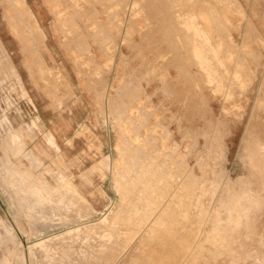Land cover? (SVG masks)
Listing matches in <instances>:
<instances>
[{
  "label": "rangeland",
  "instance_id": "374dc122",
  "mask_svg": "<svg viewBox=\"0 0 264 264\" xmlns=\"http://www.w3.org/2000/svg\"><path fill=\"white\" fill-rule=\"evenodd\" d=\"M19 1L17 3L16 0H7V4L4 0H0V264H48L49 261L52 262L51 264L63 262V264H81V262L90 264V261H87L91 257V260L93 259L91 264L102 263L99 262L100 259L103 260L102 264L104 262L105 264H135L136 260V263L144 264L147 260L149 263L151 259L149 264H158L161 261L160 264H165L164 260H161L165 255L160 251L169 253L167 251L169 247L163 249L164 242L161 238L164 236H159L161 231L156 229L162 228L161 216L155 214L157 218L153 217L155 221L152 220L149 227L151 230L148 234L145 233V236H149L148 238H145L142 230L139 229L143 225L140 226V223L144 222L142 219H145L142 213L149 216L151 212L149 208L156 210L160 203L157 201L160 198L161 182L157 174L161 162L170 167L173 172V163L181 160L180 151H184L185 161L197 169L203 167L204 159L211 161L214 165H223L221 160H224L227 162L224 170L230 171L231 180L235 182L243 172L241 141L246 123L253 112L258 116L259 123L264 121L261 112L264 110V0H195V2L194 0H169L173 1L169 6L168 0H164V4L162 0H159L160 3L158 0H139L138 2L137 0H119V2L116 0V4L115 0ZM99 1L102 2L99 3ZM152 1L157 6L155 4L147 6V3ZM19 4L28 7L33 14V25L23 16L21 20L18 19V15H23V9L20 10ZM139 5L141 8L144 5L147 7L144 6L141 10ZM165 7L172 13L175 10L174 16L167 12ZM145 9H148V13ZM164 11H166L165 15ZM108 12H111V15L114 12L115 16L111 17L112 20L109 19ZM144 12L148 16L152 15V17L149 16L151 20L147 14L144 15ZM159 13L161 16L164 15L162 21H165L163 23L165 25L162 24V27H160L161 22H158V20L161 21ZM168 14L170 18L166 16ZM154 16L155 20L158 19L157 22L153 21ZM201 16L207 18L210 27L211 25L215 27L214 30L212 27L210 30L212 37L214 36L212 42L218 46L213 47V52L216 49H222L220 54L228 56V60L224 58L221 63L216 60V54L211 53L207 60L208 67L205 68H200L201 60L195 57L191 50L193 40L197 37L192 27V20L200 19ZM173 20L175 23L169 24ZM116 24L119 26L116 27ZM170 25L173 26V30ZM174 25L179 28L178 32H175L176 38L172 34L177 31V28L174 30ZM167 28L169 29L166 33ZM39 30L45 35L44 39L37 34ZM188 33L191 34L189 40ZM166 34L169 41L165 38ZM75 36H77L76 39ZM109 36L113 38V41ZM169 36L171 38L168 39ZM185 36L189 46L185 44ZM183 39L185 46L180 41ZM185 48L187 53L184 51ZM143 57L145 59H142ZM38 58L44 61L50 74L53 72L51 81L49 74H44L42 77L37 68L33 66L29 69L27 66V62L33 65L39 64L41 61ZM223 65L227 66L228 71ZM30 70L33 71V76L30 75ZM145 71L148 73L145 74ZM47 83L52 86L49 85L48 93ZM123 83L127 84V91L136 87L138 83L139 86L133 88L129 94L125 91ZM51 89L58 91L59 97ZM242 89H245L244 93H241ZM141 90L143 92H140ZM66 91L68 93L70 91L71 95ZM121 91L123 94L120 93ZM95 92L96 95H94ZM228 92L231 94L228 97L224 96ZM120 97L121 100H119ZM147 98H149L148 101ZM236 103L244 106L243 117L240 123L232 119V123L235 122L231 126L234 134L230 135L229 130H224L219 123L223 117V109L226 107L232 110V104ZM120 104L124 105L120 107ZM260 108L263 109L260 110ZM114 114L118 116L115 119L112 116ZM140 116L145 119L147 117V122ZM139 124L142 125L139 126ZM262 124L264 125V122ZM135 130L138 134L134 133ZM160 134L164 136L160 137L162 136ZM180 134L184 135L185 140ZM158 135L160 138L157 137ZM144 139L148 141L146 144ZM123 140L127 142L123 143ZM147 143L149 148L146 147ZM151 143H154V150L150 146ZM182 146H184L183 149ZM135 148L144 149V152L147 148L151 149L150 158L138 160L133 153ZM121 149L124 151L127 149L128 152ZM227 151H229L228 155H226ZM165 154L169 157H165ZM226 156H228L227 160ZM135 159L138 162H135ZM140 161L141 164L138 165ZM124 162L126 164L123 165ZM157 164H160V167L155 169ZM135 165L134 172L131 168ZM106 166L110 172L105 168ZM153 174H156L155 177ZM148 176L150 179L147 180ZM139 177L143 179H141L142 183L138 181ZM44 186L45 191H43ZM130 186L133 187L131 190ZM139 186L144 190L149 188L145 191L147 197L144 196L147 202L144 201V197H139L144 194V190L143 193L138 192ZM159 186V190H156ZM134 188L138 190L133 195L131 192L135 190ZM137 192L139 196L136 197ZM122 193L130 195L124 196L128 198V203L123 200L125 198L122 197ZM163 197L164 202H167L168 197L165 198V194ZM130 198L133 200L131 201ZM134 198H137L139 204ZM140 201L148 204L149 208L147 205L144 209ZM149 201L158 204L156 203L155 206ZM144 202L142 203L145 206ZM119 203L126 209L124 207L121 209ZM140 205L142 207H139ZM124 209L126 212L130 210V213H134V210L138 211L137 215L132 214L137 217L132 218L128 213V216L132 218L130 219L123 211ZM90 210L95 213H90ZM118 213H122L120 216L124 215L129 219L128 221L133 220L134 223L132 221L124 223V216L119 222ZM45 216L48 218L46 219ZM66 217L68 219H65ZM93 220L96 221L93 222ZM114 224L124 227L119 229ZM132 224L139 226L137 230H134L135 226L132 229ZM196 228L189 229L190 231L187 232L193 234ZM94 231L96 234L91 235ZM103 231H106L105 234L107 233L108 236L103 235ZM76 232L79 238H85H82L86 241L85 243L81 241V238L79 242L75 240L78 238ZM89 232L93 239H90ZM154 233L158 237L157 242L154 240L155 237L150 236ZM185 234L187 233L182 232L180 235L183 238L186 237ZM188 234L187 236L190 235ZM192 234L190 238H193ZM95 235L98 238H95ZM128 235H131L130 238ZM164 235L165 239H169L171 233ZM180 235L177 241L173 240L176 243V251L179 252L177 263L183 260L180 258L191 246L192 240H188V237V239L185 238L187 240L183 242L184 244L179 243V240H184L180 239ZM104 236H107L106 239ZM72 239L75 242H69ZM141 241H144L142 245H145L146 241L151 245L153 241L152 247L150 248V245L146 243V247L141 248L139 243ZM157 244H160L158 248ZM182 244L188 247L184 248ZM38 248L44 251L41 256L38 254ZM135 250L138 253L140 250L142 255L140 258L137 252L134 253ZM176 251L171 253L174 257L178 255ZM133 255L136 256H134L135 261L131 260ZM174 257L171 260L175 263ZM66 258H69V262ZM155 258L161 261L157 259V263ZM62 259L64 261L61 263ZM96 259L98 262L94 261ZM126 259L131 260V263H128ZM165 262L174 264L170 262V259Z\"/></svg>",
  "mask_w": 264,
  "mask_h": 264
},
{
  "label": "bare ground",
  "instance_id": "6f19581e",
  "mask_svg": "<svg viewBox=\"0 0 264 264\" xmlns=\"http://www.w3.org/2000/svg\"><path fill=\"white\" fill-rule=\"evenodd\" d=\"M7 4H8V2H7V0H4ZM17 1V3L18 2H20L19 0H16ZM93 1H95V0H93ZM118 2H119V0H117ZM130 1V0H129ZM139 0H137L136 2H138ZM145 1V0H144ZM147 1H149V0H147ZM169 1V0H168ZM100 2H102V1H99V3ZM161 1H159L158 0V3H160ZM162 4H164V0H162ZM167 2V1H166ZM165 2V3H166ZM170 2H171V4H172V2L173 1H169V4H168V6L170 5ZM174 2H177V1H174ZM194 2H195V0H194ZM16 3V2H15ZM121 3V2H120ZM178 3V2H177ZM113 4V3H112ZM115 4H116V0H115ZM118 4V3H117ZM122 4H124V3H122ZM141 4V3H140ZM143 4V3H142ZM141 4V5H142ZM148 4H152V6H153V4H155V2H153L152 1V3L150 2V3H147V6H148ZM194 4V3H193ZM201 4H202V1H201ZM208 4V3H207ZM89 5V4H88ZM110 5V4H109ZM119 5V4H118ZM129 5V4H128ZM156 5V4H155ZM154 5V6H155ZM117 6V5H116ZM140 6V5H139ZM145 7H147L146 5H144ZM144 6H142V8L144 7ZM157 6V5H156ZM177 6H178V4H177ZM19 7H20V10H22L23 9V15H18V19H20V18H22V16L23 17H25L27 20H28V22H30V23H32V21H33V14L28 10V7H25L24 5H21V4H19ZM110 6H108V8H109ZM160 7L161 8H163L161 5H160ZM167 7V6H166ZM165 7V9H166V11L167 12H170V11H168L167 9L168 8H166ZM173 7V6H172ZM107 7H106V10L108 9ZM142 8H141V6H140V9L142 10ZM153 8V7H152ZM156 10H158L156 7H154ZM153 8V9H154ZM200 8V7H199ZM121 9V8H120ZM138 10H139V8H137ZM185 10V9H184ZM118 11H119V9H118ZM147 11V13H148V9H145V12ZM166 11H164V12H162V13H164V15L166 14ZM134 12H135V10H134ZM144 12V15L145 14H147V13H145ZM149 12H150V10H149ZM157 12V15H158V11H156ZM186 12V11H185ZM104 13V12H103ZM109 14L111 13V12H108ZM151 14H153V12L151 11L150 12ZM173 16H174V14H175V10L173 11V13L172 12H170ZM192 13V12H191ZM216 13V12H215ZM115 14H116V12H115ZM141 14V13H140ZM98 15V14H97ZM97 15H95V16H97ZM114 15V12H113V14L111 15L110 14V17H109V19H111V17ZM154 15V14H153ZM157 15H156V17H157ZM163 15V16H164ZM241 15V14H240ZM21 16V17H20ZM80 16H81V14H80ZM115 16V15H114ZM141 16V15H140ZM147 16H148V14H147ZM146 16V17H147ZM150 17H152V15H149ZM148 16V18H149V20H151L150 19V17ZM159 18L161 19V21H159L158 19V22H161V26L160 27H162V24L165 22H163L162 21V17L163 16H161V14L159 13ZM166 16H169V14L168 15H166ZM191 16H192V14H191ZM193 16H195V15H193ZM211 16H212V14H211ZM242 16V15H241ZM88 17H90V15L88 16ZM155 16H154V19H153V21H156L157 22V20H155V18H156ZM209 17V16H208ZM113 18V17H112ZM165 19H166V17H164ZM169 18H170V16H169ZM168 18V19H169ZM215 18V17H214ZM217 18V17H216ZM72 19H73V17H72ZM91 19H92V17H91ZM174 19V18H173ZM188 19V18H187ZM209 19V18H208ZM21 20V19H20ZM112 20V19H111ZM167 20V19H166ZM169 20H171V19H169ZM189 20V19H188ZM192 20V19H191ZM213 20V19H212ZM212 20H211V23H212ZM92 21H93V19H92ZM174 21V22H173ZM172 21V23L170 22L169 24H173V23H175V20H173ZM193 21V23H192V27H193V29H194V31H195V35H197V37L193 40L194 42H193V44H192V47H191V50L193 51V55L195 56V57H198L201 61H199V63H200V68H205V67H208L207 66V60L210 58V54L211 53H213L214 55H215V58H216V60L217 61H219V62H223V60H224V58H226L227 60H228V56L226 57V55L224 56V55H221L220 54V51L222 50V49H216V51L215 52H213V50L212 49H214L213 47H218L217 45H214L213 44V42H212V38L214 37H212V35H211V27H212V25H211V27H210V23L208 24V22H207V18H205V17H203V16H201L200 17V19L199 18H194V20H192ZM210 21V20H209ZM168 22V21H167ZM131 24V23H130ZM149 24V23H148ZM32 25H33V23H32ZM117 25L118 24H116V27H117ZM165 24H163V26H164ZM167 25H168V23H167ZM187 25V24H186ZM119 26V25H118ZM158 26V25H157ZM171 27H172V30H173V26L172 25H170ZM169 26V28H171ZM175 26V29L174 30H176V28H177V31H174V33H172L173 35H175V32H178V26L176 27V25H174ZM98 27V26H97ZM222 27H224V26H222ZM169 28H167V29H165L166 30V33L168 32V29ZM213 28V30H214V26L212 27ZM100 29V28H99ZM98 29H96V31H97ZM165 30H164V33H165ZM102 32H103V30H101ZM126 31V30H125ZM133 31H135V30H133ZM170 31H171V29H170ZM181 31V30H180ZM123 32V31H122ZM40 37H41V39L43 38H45V35H43V33H42V31L41 30H39L38 31V33H37ZM76 34V33H75ZM97 34V32L95 33V35ZM103 34H104V32H103ZM144 34V33H143ZM143 34H141V36L143 35ZM170 34V33H169ZM176 34H179L180 35V33H176ZM109 35V34H108ZM167 35L168 34H166V36H165V38H166V40H167ZM191 36V34L190 33H188L187 34V36H188V40H189V38H190V36ZM106 37H108L107 35H105ZM163 37H164V34L162 35ZM187 36H185V44H186V46H189V43H188V45H187V43H186V41H188L187 40ZM204 36V37H203ZM76 37L77 36H75V39H76ZM92 37V36H91ZM96 36H94V38H95ZM111 36H109V38H110ZM179 38H181L180 36H178ZM184 37V36H183ZM182 37V38H183ZM202 37V38H201ZM100 38H102V37H100ZM99 38V39H100ZM169 38H171L170 36L168 37V39ZM175 38H176V35H175ZM111 39H112V41H113V38L111 37ZM111 39H110V42H111ZM214 39V38H213ZM102 40V39H101ZM109 40V39H108ZM121 40V39H120ZM165 40V39H164ZM223 40V39H222ZM115 41V40H114ZM167 41H169V40H167ZM173 41V40H172ZM182 43H183V41H184V39L183 40H180ZM79 42H80V39H79ZM78 42V43H79ZM174 42V41H173ZM173 42H172V45H173ZM181 42H180V45H181ZM224 42V44H225V41H223ZM114 43V42H113ZM169 43H171V42H169ZM169 43H167L168 44V46H169ZM176 43V45H177V42H175ZM216 43V42H215ZM222 43V42H221ZM220 43V44H221ZM184 44V43H183ZM183 44H182V47H183ZM185 44H184V46H185ZM81 43H80V48H81ZM106 45H108V43L106 44ZM105 45V46H106ZM100 46V45H99ZM118 46V45H117ZM111 47V46H110ZM224 47H225V45H224ZM85 48V47H84ZM83 48V49H84ZM87 48V47H86ZM101 49H102V47H100ZM184 48V47H183ZM88 49V48H87ZM177 49V48H176ZM224 49V48H223ZM227 49V48H226ZM187 50V48H185L184 49V51H186ZM189 50H190V48H189ZM176 52L178 51V49L177 50H175ZM225 50H223V52H224ZM227 51H230L229 49H227ZM226 52V51H225ZM111 53H113L112 51H111ZM186 53H187V51H186ZM170 54H172V52L170 53ZM177 54V53H176ZM110 55V54H109ZM191 55V54H190ZM213 55V56H214ZM227 55H229V54H227ZM89 56H90V54H89ZM89 56H87V58H89ZM39 57V56H38ZM92 57V56H91ZM187 57V56H186ZM39 59V58H38ZM90 59H92V58H90ZM142 59H145L144 57L142 58ZM35 60H37V58L35 59ZM40 60V59H39ZM38 60V61H39ZM111 60H113V59H111ZM212 60V59H211ZM41 61V60H40ZM44 62V61H43ZM42 61L39 63V64H35V65H33V64H30L29 62H27V66L29 67V69H32L33 68V66H34V68H37V70H38V72H39V74L42 76H44V74H49L48 76H50L51 77V75H53V72H52V74H50L51 72H50V70H49V68L43 63ZM122 62V61H121ZM173 62V61H172ZM183 62V61H182ZM112 63H113V61H112ZM123 63H124V61H123ZM127 63V62H126ZM214 63V62H213ZM213 65V64H212ZM223 67H225V68H227V66H225V65H223ZM210 68V67H209ZM99 70V69H98ZM212 70V69H211ZM217 70H218V68H217ZM206 71H207V69H206ZM221 71V70H220ZM227 71H228V68H227ZM209 72V71H208ZM212 72H213V70H212ZM219 72V71H218ZM29 73H30V75L31 76H33V71H29ZM100 73H103V72H101L100 71ZM146 73H148V71H145V74ZM216 73V72H215ZM159 74V73H158ZM230 74H231V72H230ZM46 75V76H47ZM87 74H85V76H86ZM212 75V74H211ZM42 76V77H43ZM210 76V75H209ZM219 76V75H218ZM49 77V78H50ZM53 77V76H52ZM52 77H51V79H50V81L52 80ZM87 77V76H86ZM89 77V76H88ZM91 77V76H90ZM100 77V76H99ZM102 77V76H101ZM141 77H143V76H141ZM95 78V77H94ZM228 78V77H227ZM42 79H44V78H42ZM100 79V78H99ZM213 79V78H212ZM220 79V78H219ZM102 80V79H101ZM100 80V81H101ZM223 80V79H222ZM103 81V80H102ZM45 82H47L46 80H45ZM44 82V83H45ZM94 82V81H93ZM139 82V81H138ZM217 82V81H216ZM137 83V82H136ZM48 84V83H47ZM47 84H46V86H47ZM124 84V83H123ZM146 84H148V83H146ZM49 85L50 84H48V89H46L47 90V93L49 92ZM126 85L127 84H124V86H125V88H126V92H129V94H130V91H132V89L133 88H136L137 86H139V83L136 85V87L134 86L132 89H130V91H127V88L128 87H126ZM131 85V84H130ZM219 85V84H218ZM50 87H52L51 85H50ZM45 88V87H44ZM105 88H107V87H105ZM53 89V88H52ZM51 89V90H52ZM57 89H59L58 87H57ZM124 89V88H123ZM141 89V88H140ZM243 90V89H242ZM52 91H54L53 93H56V95H57V92H55V90H52ZM118 91H120V89L118 90ZM161 91H162V88H161ZM224 91H225V89H224ZM67 92V91H66ZM140 92H143V90H141ZM237 92H239L238 90H237ZM245 92V89L243 90V91H241V93H244ZM68 93V92H67ZM69 93H70V91H69ZM68 93V94H69ZM120 93H122V91L120 92ZM49 94H51V93H49ZM123 94V93H122ZM124 94H125V92H124ZM127 94V93H126ZM229 94H231V93H225L224 94V96H226V97H228L229 96ZM55 95V96H56ZM62 95V94H61ZM70 95H71V93H70ZM94 95H96V92L94 93ZM128 95V94H127ZM233 95V94H232ZM58 97H59V95H57ZM64 96H66V95H64ZM118 96V95H117ZM120 96V95H119ZM129 96V95H128ZM135 96V95H134ZM50 97V96H49ZM97 97H98V94H97ZM123 97H125V98H128L126 95H123ZM54 98V97H53ZM56 98V97H55ZM60 98H63V97H61L60 96ZM60 98H58V99H60ZM65 98V97H64ZM99 98V97H98ZM118 98V97H117ZM150 98V97H149ZM149 98H147V101L149 100ZM235 99H236V97H234ZM101 99H103V98H101ZM231 99V98H230ZM255 99V98H254ZM57 100V99H56ZM104 100V99H103ZM119 100H121V97L119 98ZM222 100H223V97H222ZM232 100V99H231ZM61 101V100H60ZM106 101V100H105ZM122 102V101H121ZM230 102V101H229ZM108 103V102H107ZM128 103H129V101H128ZM222 103V102H221ZM231 103V102H230ZM255 103V102H254ZM254 103H253V105H254ZM57 104V103H56ZM130 104H132V102H130ZM146 104V103H145ZM144 104V105H145ZM115 105H117L116 103H115ZM124 104H120V107H122ZM226 105V104H225ZM261 105V104H260ZM118 106V105H117ZM125 107V106H124ZM142 107V106H141ZM114 108H115V106H114ZM221 108V107H220ZM120 109V108H119ZM118 109V110H119ZM231 109L233 110V113H232V110H229V109H227L226 107L223 109V117H222V119L220 120V126H222L223 128H224V130H229V132H230V135H233L234 133H233V131H231V126H232V124L233 123H235V122H233L232 123V119L234 118V119H236L237 121H236V123H240L241 122V120H242V117H243V109H244V106L241 104V103H236V104H232V107H231ZM261 109H263V108H260V110ZM120 110H123V109H120ZM119 110V112H120V114H121V111ZM139 110H141V109H139ZM252 110L254 111V108L252 107ZM256 110V109H255ZM125 111V110H124ZM264 111V110H263ZM263 111H261L262 112V116H264L263 115ZM118 111H117V114L119 113ZM152 112V111H151ZM257 112H258V109H257ZM113 113H115V112H113ZM125 113V112H124ZM147 113V112H146ZM252 113V111L250 112V114ZM132 114V113H131ZM249 114V115H250ZM119 115V114H118ZM133 115H134V110H133ZM147 116H148V114H146ZM113 116V118L115 119V117L117 116V115H112ZM123 116V115H122ZM118 117V116H117ZM120 117V116H119ZM129 117V116H128ZM134 117H135V115H134ZM141 118H142V116H140ZM124 118V117H123ZM130 118V117H129ZM113 119V120H114ZM263 119V118H262ZM112 120V121H113ZM142 120H146V122H147V117H146V119L145 118H142ZM107 121V120H106ZM115 122H116V120H114ZM117 122H118V120H117ZM138 122V121H137ZM144 121H142V123H143ZM264 121H260V123H259V121H258V116L256 115V113H252L251 114V116H250V118L248 119V121H247V125L245 126V132H244V134H243V137H242V141H241V146H242V155H241V162H242V165H243V172H242V175L241 176H239L236 180H235V182H232V180H231V173H230V171H225L224 170V166L226 165V163L227 162H225L224 160H221L222 162H223V165H220V164H212V162L211 161H206L205 159H204V162H205V164L203 165V167L201 168V169H197V167H195L194 165L193 166H190L189 165V162H186L185 161V159L183 158L184 157V151H180V161L178 162V161H176V162H174L173 164V166L174 167H172V169L174 170L173 172L170 170V167H167L166 166V164H164L163 162H161L160 164H161V167H160V164H157V167H155V169L157 168L158 169V167H160V170H158V174H159V172L161 171V169H162V171H161V175L159 174V176H158V174H157V177L159 178V182H161V188H160V186L159 187H157L156 188V190H159V188L161 189V191H160V198H159V200L157 201V202H160L159 204H158V207H157V209L156 210H152V208L150 209L149 208V205L147 206L146 205V203L145 202H147L146 201V199H145V197H147L146 195H145V193H147V192H145V191H147V190H144V189H141L140 188V186H139V190H138V188L137 189H135V190H133V192H131V193H133V195H134V192L135 191H137L138 190V192L140 193V191L142 192L143 190H144V194H142V196H139V193L137 192V194L138 195H136V193H135V195H136V197L137 196H139V197H144L143 199H144V201H142V202H144L145 203V206H144V204L140 201V204L144 207V209H145V207L147 206L148 208H149V210H151V212L149 213L150 215L149 216H146L144 213H142L141 215L145 218V219H142V220H144V222H141L140 223V226H141V224H143L141 227L142 228H140L137 224L136 225H134V224H132V229H133V226H135L136 228H134V230H137V227H139V229H141V230H138L139 232L141 231L142 233H143V236H145V233L146 234H148V232L151 230V229H149V227L151 226V224H152V220L153 221H155L154 220V218L153 217H155V218H157V215L158 216H161V218H162V224H161V222H159V223H157V224H161L162 225V228H156V226H155V228L156 229H159V231H161V232H159L160 234H159V236H164V237H162L161 238V240L164 242V244H163V249H165V248H168V252L169 253H166V252H164V251H162L161 249V251H160V253H162V254H164L165 255V257H162V259L161 260H164V263L166 264V262H165V260L167 261L168 259H170V262H172V263H174L172 260H171V258H173L174 256L171 254V253H174L175 251H176V243H175V241H177L176 239L179 237V235L182 233V232H186L187 234L189 233V232H187L189 229H193V228H196V224H197V228H196V231H195V229L193 230V238H190L189 236H191V234L189 235V236H187V234H185L186 235V237L184 236L183 238H182V235H180V239H184L183 241H178L179 243H183L185 240H187L188 239V237H189V239L188 240H191L190 242H191V246L187 249V251H186V253L185 254H183L184 256L182 257L181 255V258H180V260L181 259H183L181 262H178L177 263V261H176V259H178L177 258V256L179 257V252H177L178 253V255H176V257H174V261H176L174 264H264V125L262 124ZM126 123V122H125ZM157 124V123H156ZM142 124H139V126H141ZM159 125V124H158ZM179 125V124H178ZM138 127V126H137ZM136 127V128H137ZM127 128V127H126ZM132 128V127H131ZM140 128H138V130H139ZM53 130H55L54 128H53ZM133 130V129H132ZM137 130V129H136ZM136 130H135V132L134 133H136ZM137 130V131H138ZM165 130V132L168 134V132L166 131V129H164ZM133 133V134H134ZM136 134H138V133H136ZM121 135V134H120ZM160 135H162V134H160ZM160 135H158L157 137H159ZM169 135V134H168ZM180 135H182V139H183V134H180ZM134 136H135V134H134ZM164 136V134L162 135V136H160V137H163ZM159 137V138H160ZM118 138V137H117ZM152 138H154V136H152ZM121 139V138H120ZM148 139V138H147ZM149 140V139H148ZM150 140H151V136H150ZM149 140V141H150ZM154 140H156L155 138H154ZM153 140V141H154ZM157 140H158V138H157ZM183 140H185V139H183ZM127 142V140H123V143L124 142ZM144 141H145V139H144ZM146 142H148V141H145V144H146ZM150 143V142H149ZM183 143V142H182ZM130 144V143H129ZM142 144H143V142H142ZM154 144V143H153ZM153 144L151 143L150 144V146L152 147V149H153ZM117 145V144H116ZM129 146H131V145H129ZM143 146H145V145H143ZM146 147H148V143H147V145H146ZM150 147V148H151ZM157 147H158V145H157ZM183 147L184 146H182V149H183ZM125 148H126V146H125ZM142 148V147H141ZM149 148V147H148ZM146 149L145 150V152H144V149L143 150H139V149H137V148H135V152H133V153H135V156H136V158L138 157V160H147L148 158H150L149 157V154L151 153V149ZM155 148V147H154ZM173 148V147H172ZM136 149H137V151H136ZM156 149V148H155ZM154 150V149H153ZM121 151H124V150H122L121 149ZM120 151V153H122ZM124 152H128L127 151V149L124 151ZM123 152V153H124ZM228 152L229 151H227L226 152V155H228ZM163 153H164V151H163ZM172 154V153H171ZM170 154V155H171ZM118 155V154H117ZM120 155V154H119ZM118 155V156H119ZM162 155V154H161ZM172 155H174V154H172ZM176 155H177V158H178V149H177V151H176ZM165 157H169V155L167 156L166 154L164 155ZM133 157V156H132ZM154 157V156H153ZM152 157V158H153ZM189 157V156H188ZM109 157H107V159H108ZM134 158V157H133ZM161 158H163V157H161ZM131 159V158H130ZM155 159V158H154ZM154 159H152L153 161H154ZM171 159V158H170ZM203 159V158H202ZM228 159V156H226V160ZM106 160V159H105ZM160 160H162V159H160ZM108 161V160H107ZM131 161V160H130ZM141 161H140V163L138 164V165H140L141 164ZM153 161H151V162H153ZM155 161H157V160H155ZM132 162V161H131ZM135 162H138V161H136V159H135ZM158 162V161H157ZM165 162V161H164ZM166 162H168V161H166ZM165 162V163H166ZM132 163H134V162H132ZM124 164H126V162H124L123 163V165ZM127 164L129 165V162H127ZM136 164V163H135ZM109 165V164H108ZM122 165V164H121ZM123 165H122V167H123ZM151 165H153V163L151 164ZM166 166V167H165ZM144 167V166H143ZM162 167H165L164 169L162 168ZM106 169L108 168L107 166L105 167ZM130 168H131V166H130ZM136 168V165L134 166V168H131L134 172H135V169ZM130 169V170H131ZM151 169V168H150ZM150 169H148V171L150 170ZM108 171H109V169H107ZM140 170V169H139ZM146 170V169H145ZM154 170V169H153ZM89 171V170H88ZM110 172V171H109ZM123 173V172H122ZM131 172H129V174H130ZM153 173H155V171H153ZM142 174V173H141ZM141 174H139V175H141ZM154 176L153 177H155V175L156 174H153ZM144 177H145V175L143 174V179H144ZM156 177V179H158ZM140 178V177H139ZM142 178H140V180H138V181H140L141 183L143 182L142 180H141ZM148 179H150L149 178V176L147 177V180ZM133 180H134V178H133ZM161 180V181H160ZM122 181V180H121ZM135 181V180H134ZM155 181V180H154ZM153 181V182H154ZM122 184L124 183V181L123 182H121ZM120 183V184H121ZM155 183H156V181H155ZM133 184V183H132ZM131 184V185H132ZM160 185V184H159ZM126 186H127V184H126ZM133 186V185H132ZM132 186H130V190L133 188ZM137 186H138V184H137ZM148 186H150V188H152L153 186L152 185H148ZM123 187H125V186H123ZM132 187V188H131ZM156 187V186H155ZM154 188V187H153ZM46 190V188H45V186L43 187V191H45ZM117 190V189H116ZM122 190H123V188H122ZM122 190L120 191V193L122 192ZM126 191H128V190H126ZM130 192V191H129ZM156 192V191H155ZM120 193H119V197H121L120 196ZM143 193V192H142ZM123 194V193H122ZM164 194H165V198L166 197H168V200H167V202H164L165 200H163V196H164ZM167 194V195H166ZM125 195H127L128 197L130 196L129 194H123L122 195V197H124ZM132 195V196H133ZM153 196V195H152ZM151 196V198H153ZM125 198V197H124ZM128 199V198H127ZM127 199L125 198V199H123V200H126V202H127ZM131 199V201L133 200L132 198H130ZM129 199V200H130ZM136 199V201H137V198H134V200ZM120 200H122L121 198H120ZM119 200V201H120ZM131 201H129V203H132ZM153 201V200H152ZM150 202L149 201V203L151 204V203H153V202ZM139 201H137L136 203L137 204H139L138 203ZM128 203V202H127ZM156 203H153L155 206L157 205ZM120 205H121V203H119ZM132 204H134V202L132 203ZM132 204H131V206H132ZM82 205V204H81ZM120 205H118V207L120 206ZM130 205V204H129ZM134 205H136V204H134ZM139 206V207H142V206ZM154 206V207H155ZM110 207H112L111 205H110ZM110 207H108L109 209H111ZM124 208H125V206H123ZM122 207V205H121V209L123 208ZM134 207V206H133ZM135 207H137V206H135ZM79 209V208H78ZM121 209H120V207H119V211H121ZM126 209V208H125ZM123 210L125 213H127V216H128V213H129V215L131 214V217L133 218H135V217H137V216H134V215H137V212L138 211H133L134 213H130V210H128L127 212H126V210ZM134 209V208H133ZM143 208H142V210H144ZM137 210H138V208H137ZM73 211V210H72ZM87 211V210H86ZM93 211V210H92ZM91 210L89 211L90 213H95V211H93L92 212ZM122 211V213H124ZM79 212H81V210H79ZM88 212V213H89ZM108 212V211H107ZM106 212V213H107ZM139 212H140V210H139ZM160 212V213H159ZM71 213V212H70ZM78 213V212H77ZM84 213H85V211H84ZM122 213H118L119 214V216H117L118 217V221L120 222V220L122 219V217L124 216H120ZM69 214V213H68ZM72 214V213H71ZM97 214V213H96ZM95 214V215H96ZM132 214H134L133 216H132ZM155 214H157L156 216H155ZM79 215H80V213H79ZM85 215V214H84ZM66 216V215H65ZM64 216V217H65ZM68 216V215H67ZM71 216V215H70ZM69 216V217H70ZM76 216V215H75ZM92 216V215H91ZM141 216V217H142ZM46 217V216H45ZM72 217V216H71ZM70 217V218H71ZM116 217V216H115ZM128 217H130V216H128ZM130 217V219H132ZM138 217H140V216H138ZM142 217V218H143ZM146 217H148L147 219H146ZM48 217H46V219H47ZM63 218V217H62ZM73 218H75L74 216H73ZM72 218V219H73ZM80 218V217H79ZM121 218V219H120ZM124 219V223H126V221H127V223L128 222H133L134 223V221L133 220H131V221H128L129 219H127V217H123ZM159 218V217H158ZM65 219H68L67 217L65 218ZM82 219V218H81ZM102 219H103V217H102ZM126 219V220H125ZM71 220V219H70ZM74 220H77V219H74ZM114 220V219H113ZM145 220H146V222H145ZM159 220V219H158ZM66 222H67V220H65ZM64 221V222H65ZM96 221V220H95ZM94 220H93V222H95ZM115 221V220H114ZM157 221V220H156ZM195 221H197V222H195ZM62 222V221H61ZM65 222V223H66ZM112 222V221H111ZM105 223H107V221H105ZM113 223V222H112ZM117 223V222H116ZM121 223H122V221H121ZM136 223V222H135ZM138 223V222H137ZM89 224V223H88ZM112 226H113V224H111ZM110 225V226H111ZM115 225V224H114ZM117 225V226H116ZM115 226H116V228L117 227H119V229L121 228V227H124V226H118V224H116ZM119 225H121V224H119ZM125 225V224H124ZM127 225V224H126ZM172 225V226H171ZM79 226V225H78ZM114 226V227H115ZM130 226V225H129ZM94 228V227H93ZM153 229V228H152ZM74 230V229H73ZM72 230V231H73ZM78 230V229H77ZM101 230V229H100ZM118 230V229H117ZM170 230V232L169 233H171V236L169 237V239H165L166 237H165V235L164 234H169L168 233V231ZM67 232H69L68 230H66ZM98 231H99V229H98ZM125 231H127V230H125ZM124 231V232H125ZM190 231V230H189ZM96 231H94V232H92L93 234H91L90 232H89V236H90V234L91 235H94V234H96L95 233ZM101 232V231H100ZM99 232V233H100ZM105 232L106 231H103V235L105 234ZM130 232V231H129ZM152 232V231H151ZM196 232V233H195ZM85 233H87V232H85ZM195 233V234H194ZM75 234V233H74ZM102 234H101V236H102ZM107 234V233H106ZM105 234V235H106ZM125 234H126V232H125ZM139 235H141L140 233H138ZM66 235H68V234H66ZM87 235V234H86ZM97 235H98V233H97ZM97 235H95V238H98L97 237ZM110 235V234H109ZM112 235V234H111ZM114 235V234H113ZM120 235V234H119ZM122 236H123V234H121ZM134 235V234H133ZM155 235V236H154ZM154 235L152 234V235H150V236H153V237H155L154 238V240H156V238H158L157 236H156V233H154ZM64 235H62V237H63ZM76 236L79 238V235H78V232H76ZM76 236H74V237H76ZM100 236V235H99ZM107 236H108V234H107ZM106 236V237H107ZM121 236V237H122ZM129 236V235H128ZM131 236V235H130ZM130 236H129V238H130ZM147 236V235H146ZM145 236V238H148L149 236H147L146 237ZM87 238H88V235L86 236ZM106 237L104 236V239H106ZM114 237H116L115 235H114ZM126 237V236H125ZM138 237H141V236H138ZM138 237H137V240H138ZM63 238H65V237H63ZM69 238V237H68ZM78 238H75V240H77V242H79L80 241V238H81V241H84V240H82V238L83 237H80L79 238V240H78ZM100 238V237H99ZM102 238H103V236H102ZM136 238V237H135ZM134 238V239H135ZM143 238V237H142ZM144 238V239H145ZM185 238H187V239H185ZM66 239V238H65ZM70 239H71V237H70ZM83 239H85V238H83ZM90 239H93V238H91V236H90ZM103 239V240H104ZM73 240V239H72ZM72 240H70L69 242H75L74 240L72 241ZM89 240V239H88ZM98 240H100V239H98ZM108 241H109V239H107ZM113 240V239H112ZM122 240V239H121ZM133 240V239H132ZM136 240V239H135ZM149 240V239H148ZM173 240H175V241H173ZM97 241V240H96ZM116 241V240H115ZM120 241V240H119ZM130 241V240H129ZM160 241V240H159ZM86 241H84V243H85ZM90 242H91V240H90ZM128 242V241H127ZM133 242V241H132ZM144 241H141V242H139L140 244L141 243H143ZM155 242H157V240L155 241ZM172 242H174V243H172ZM177 242V243H178ZM187 242V241H186ZM126 243V242H125ZM124 243V244H125ZM138 243V244H139ZM146 243H147V241H146ZM146 243H144L145 245H142L141 244V248H144V247H146ZM148 243H150V242H148ZM147 243V244H148ZM152 244H153V241L151 242ZM170 243V244H169ZM185 243V242H184ZM183 243V244H184ZM188 243V242H187ZM95 244V243H94ZM94 244H93V246H94ZM101 244H104V243H101ZM108 244V243H107ZM130 244V243H129ZM128 244V246H130ZM133 244V243H132ZM137 244V245H138ZM151 244V245H152ZM183 244H182V246H183ZM72 245V244H71ZM74 245H75V243H74ZM79 245V244H78ZM84 245V244H83ZM82 245V246H83ZM88 245V244H87ZM89 245H90V243H89ZM148 245H150V244H148ZM148 245H147V247H148ZM149 246L150 248L152 247V246ZM158 245H160V244H157V248L159 247ZM171 246V250L169 251V249H170V246ZM189 245H190V243H189ZM39 246V245H38ZM61 246V245H60ZM73 246V245H72ZM93 246H91V248L93 247ZM142 246H144V247H142ZM69 247V246H68ZM71 247V246H70ZM85 247V246H84ZM88 247H90V246H88ZM95 247V246H94ZM148 247V248H149ZM184 248H186V247H188V245L187 246H183ZM182 247V248H183ZM137 248V247H136ZM147 248V249H148ZM177 248H178V246H177ZM78 249H79V247H78ZM97 249V248H96ZM122 249V248H121ZM140 249V248H139ZM154 249V248H153ZM67 250V249H66ZM74 250H75V247H74ZM81 250V249H80ZM142 250V249H141ZM144 250H146V249H144ZM158 250V249H157ZM184 250V249H183ZM72 251V250H71ZM82 251H83V249H82ZM89 252H90V250H88ZM88 251H87V254H88ZM104 251V250H103ZM111 251V250H110ZM123 251V250H122ZM125 251V250H124ZM154 251H156V250H154ZM159 251V250H158ZM157 251V252H158ZM166 251V250H165ZM38 254H39V256H41L42 254H43V250L42 249H40V248H38ZM138 253V251L137 250H135L134 251V253ZM148 251H146V253H147ZM60 253V252H59ZM66 253V252H65ZM68 253H69V251H68ZM141 252H140V250H139V257L138 258H140V254ZM149 253V252H148ZM160 253H157V255H160ZM77 254H78V252H77ZM76 254V255H77ZM82 254V253H81ZM103 254V253H102ZM112 254V253H111ZM143 254H144V251H143ZM176 254V253H175ZM174 254V255H175ZM70 255V254H69ZM89 255V254H88ZM100 255V254H99ZM98 255V256H99ZM106 255V254H105ZM146 255V254H145ZM72 256V255H71ZM78 256H80V255H78ZM77 256V257H78ZM87 256V255H86ZM131 256H132V253H131ZM134 256L135 255H133V259H131L132 261H135V259H134ZM142 256V255H141ZM154 256V255H153ZM63 257V256H62ZM81 257V256H80ZM89 257H91V256H89ZM97 257V256H96ZM136 257V256H135ZM144 257H146V256H144ZM156 257V256H155ZM159 257V256H158ZM60 258V257H59ZM92 258V257H91ZM91 258H90V260H89V258H88V261L87 262H89L90 261V264H91V261L93 260H91ZM93 258H94V256H93ZM107 258V257H106ZM105 258V259H106ZM109 258H110V256H109ZM129 258V257H128ZM142 258V257H141ZM148 258V257H147ZM147 258H146V260H147ZM68 259V262H69V258H66V260ZM83 259H84V254H83ZM95 259V258H94ZM148 259H150V258H148ZM156 259V258H155ZM157 259H159V258H157ZM156 259V262L158 261ZM56 260V259H55ZM76 260V259H75ZM77 260L79 261V259L77 258ZM98 259H96V260H94L95 262L97 261ZM102 259H100V261L99 262H102L103 263V260L101 261ZM126 260H128V259H126ZM131 260H128V263H131L130 261ZM140 260H142V259H140ZM152 260V259H151ZM151 260H150V262H151ZM160 260V259H159ZM160 260V261H161ZM46 261H47V259H46ZM57 261H59L58 259H57ZM64 260L62 259V261H61V263L63 262ZM77 261V262H78ZM112 261V260H111ZM148 261L149 260H147V262H145L146 264H149L148 263ZM84 262H85V259H84ZM98 262V261H97ZM108 262V261H107ZM137 262V260L135 261V264H138V263H136ZM142 262H143V260H142ZM162 262V261H161ZM160 262V263H161ZM169 262V263H170ZM49 263H50V261H49ZM48 263V264H49ZM52 263V262H51ZM50 263V264H51ZM64 263V262H63ZM62 263V264H63ZM102 263H100V264H102ZM126 263V262H125ZM139 263H141V262H139ZM144 263V264H145ZM158 263V262H157ZM160 263H158V264H160ZM58 264V263H57ZM60 264V263H59ZM69 264H71V263H69ZM76 264H78V263H76ZM81 264H85V263H83V262H81ZM104 264H105V262H104ZM108 264V263H107ZM115 264V263H114ZM152 264V263H151Z\"/></svg>",
  "mask_w": 264,
  "mask_h": 264
}]
</instances>
